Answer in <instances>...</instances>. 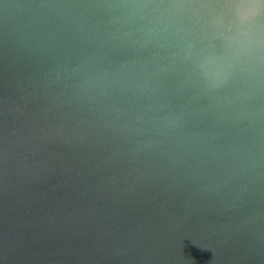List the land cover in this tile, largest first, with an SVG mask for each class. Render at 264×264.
I'll list each match as a JSON object with an SVG mask.
<instances>
[{"label":"water","instance_id":"95a60500","mask_svg":"<svg viewBox=\"0 0 264 264\" xmlns=\"http://www.w3.org/2000/svg\"><path fill=\"white\" fill-rule=\"evenodd\" d=\"M248 31L227 0H0V264H264Z\"/></svg>","mask_w":264,"mask_h":264},{"label":"clouds","instance_id":"9594fccd","mask_svg":"<svg viewBox=\"0 0 264 264\" xmlns=\"http://www.w3.org/2000/svg\"><path fill=\"white\" fill-rule=\"evenodd\" d=\"M239 20L245 22L249 31L247 35L251 38V46L248 52H241L238 62H246L254 69L264 65V0H240L239 3L231 5ZM228 76L214 82V86L225 83Z\"/></svg>","mask_w":264,"mask_h":264},{"label":"snow or ice","instance_id":"6c2138e0","mask_svg":"<svg viewBox=\"0 0 264 264\" xmlns=\"http://www.w3.org/2000/svg\"><path fill=\"white\" fill-rule=\"evenodd\" d=\"M227 2L231 5L237 4L240 2V0H227Z\"/></svg>","mask_w":264,"mask_h":264}]
</instances>
